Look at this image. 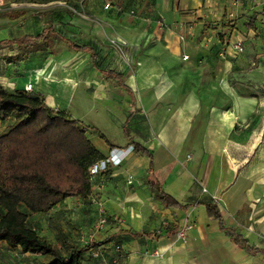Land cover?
Here are the masks:
<instances>
[{
    "label": "crops",
    "instance_id": "1",
    "mask_svg": "<svg viewBox=\"0 0 264 264\" xmlns=\"http://www.w3.org/2000/svg\"><path fill=\"white\" fill-rule=\"evenodd\" d=\"M3 1L0 86L16 93L32 84L50 108L89 128L105 159L134 147L95 179L112 218L96 239L85 241L98 218L90 199L46 214L22 207L29 226L39 232L46 219L55 228L60 207L76 201L78 241L94 246L81 264H264V0ZM45 30L46 45L11 60L19 54L11 42ZM185 222L194 227L184 243ZM153 249L164 256L146 254Z\"/></svg>",
    "mask_w": 264,
    "mask_h": 264
},
{
    "label": "trees",
    "instance_id": "2",
    "mask_svg": "<svg viewBox=\"0 0 264 264\" xmlns=\"http://www.w3.org/2000/svg\"><path fill=\"white\" fill-rule=\"evenodd\" d=\"M50 37L45 30L36 38L24 36L11 42L19 47L18 57L11 60L40 50ZM5 121L12 124L0 134V248L50 257L46 264H81L92 244L70 246L64 256L46 235L29 226L21 208L46 214L69 198L89 199L93 194L89 168L105 156L91 142L88 127L50 108L39 95L13 93L0 86V124ZM91 130L105 138L97 129ZM135 150L144 152L139 146ZM207 209L209 216L221 221L216 207ZM236 241L247 246L240 237Z\"/></svg>",
    "mask_w": 264,
    "mask_h": 264
},
{
    "label": "rangeland",
    "instance_id": "3",
    "mask_svg": "<svg viewBox=\"0 0 264 264\" xmlns=\"http://www.w3.org/2000/svg\"><path fill=\"white\" fill-rule=\"evenodd\" d=\"M4 2V1H3ZM5 4V2H4ZM18 5H10V7H17ZM8 6L5 4L4 9L7 8ZM72 119V118H71ZM75 118H73L74 120ZM78 121V120H77ZM129 181H132V184H129ZM142 181H139L138 183H141ZM127 184L132 186L134 184V181L132 178H129L127 181ZM74 204H76V206H74ZM81 203L79 202H72L68 204V206L65 207H60L61 211H59V213H64L63 216L65 217L64 219L58 220L59 217L55 218V224L56 227L55 228H51L48 226L49 221L46 219H41L39 221V223L41 224L39 227V232L43 235L47 234V237L50 238V241L52 242V244L56 245V249L58 250L59 248L57 247V245L62 246L61 249H59L60 251H62L64 256H67V248L64 245L70 243L69 246L71 245H76L79 247H81V241H78L79 238L81 239V209H78ZM98 207V218L96 220V223L91 231L90 234H88V238L85 239V241H91L93 239H96V234H100L103 233L107 226L109 225V223L112 222V218L110 216H108L107 211L105 209V203H101L100 201H98V204H95ZM60 206V205H59ZM58 206V207H59ZM57 208V207H56ZM71 208L73 211H70ZM101 217H106L107 218V224L104 227V229H102L100 232H97V224L98 221L100 220ZM188 223L189 226H191V229L194 227V224L190 223V222H185ZM183 224L182 228H184ZM190 229V230H191ZM38 230V229H37ZM189 230V231H190ZM188 231V232H189ZM50 232V233H49ZM187 239V238H186ZM186 239H181L179 237H177L178 241H182V242H186ZM64 243L62 245V243ZM78 244V245H77ZM58 250V251H59ZM117 252V254L120 255V253H123L124 251H122V246L119 244L115 245V249ZM22 252L18 251H14L12 249H9L8 251H4V253H1L0 255V264H46L49 263L51 261L50 257H46V256H37V257H31L34 258L33 260H24L22 257ZM146 254L150 255L151 257L154 258H162L164 256L163 253H161L159 250H155L153 249L150 252H146ZM92 257V256H91ZM93 258V257H92ZM32 262V263H31ZM115 260L112 261V263L110 262L109 264H115Z\"/></svg>",
    "mask_w": 264,
    "mask_h": 264
},
{
    "label": "built area",
    "instance_id": "4",
    "mask_svg": "<svg viewBox=\"0 0 264 264\" xmlns=\"http://www.w3.org/2000/svg\"><path fill=\"white\" fill-rule=\"evenodd\" d=\"M238 0H234V3H237ZM4 2L3 0H0V11H2L4 9ZM107 9L109 8V6L106 7ZM234 15L231 14V17H233ZM183 39V38H182ZM111 44L114 47H117L120 50V46L117 42L115 41H111ZM234 49L238 52V53H242L244 51V45L242 43H236L234 45ZM185 59H187V57L185 56ZM25 93L31 94L33 92V85L29 84L26 86ZM134 150V147H129L127 149H115L112 150L109 157L99 161L98 163H96L95 165H93L92 167L89 168V173H90V182L92 187L95 186V179L103 174L106 173L107 170L109 169V166H119L122 161L124 160V158L132 151ZM129 184H132V181H129ZM90 202L92 204H98V200L97 197L94 196V194H92L90 196ZM107 224V218L106 217H101L100 220L98 221L97 224V232H100L102 229H104V227ZM191 229V226L188 225V223H185L184 228H182L179 233H178V237L181 239H186L187 238V232ZM100 252L98 250H93L92 252V256L97 258L99 257Z\"/></svg>",
    "mask_w": 264,
    "mask_h": 264
}]
</instances>
